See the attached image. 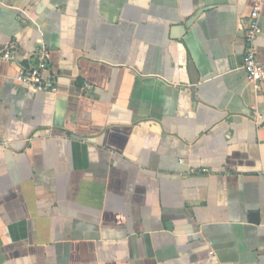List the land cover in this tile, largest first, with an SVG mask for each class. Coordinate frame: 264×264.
I'll return each instance as SVG.
<instances>
[{
  "label": "crops",
  "instance_id": "obj_1",
  "mask_svg": "<svg viewBox=\"0 0 264 264\" xmlns=\"http://www.w3.org/2000/svg\"><path fill=\"white\" fill-rule=\"evenodd\" d=\"M253 3L0 0V264H264Z\"/></svg>",
  "mask_w": 264,
  "mask_h": 264
},
{
  "label": "built area",
  "instance_id": "obj_2",
  "mask_svg": "<svg viewBox=\"0 0 264 264\" xmlns=\"http://www.w3.org/2000/svg\"><path fill=\"white\" fill-rule=\"evenodd\" d=\"M263 7V0H254L248 24L245 27L246 52L243 57L242 67L246 72L247 79L258 85H264V63L259 59V52L256 40L262 32L260 25V13ZM18 45L15 42H7L0 52V60L16 61ZM37 63L30 68L21 67L15 79L40 92H56L57 87L53 79L46 77L49 68L50 52L44 47L36 51ZM264 177V168L261 171Z\"/></svg>",
  "mask_w": 264,
  "mask_h": 264
},
{
  "label": "water",
  "instance_id": "obj_3",
  "mask_svg": "<svg viewBox=\"0 0 264 264\" xmlns=\"http://www.w3.org/2000/svg\"><path fill=\"white\" fill-rule=\"evenodd\" d=\"M199 13H200V12H197V13L193 16V18L190 19V22H188V24H187L186 26H188L192 21H194V20L197 18V16L199 15Z\"/></svg>",
  "mask_w": 264,
  "mask_h": 264
}]
</instances>
